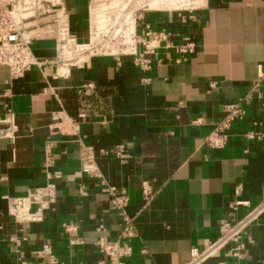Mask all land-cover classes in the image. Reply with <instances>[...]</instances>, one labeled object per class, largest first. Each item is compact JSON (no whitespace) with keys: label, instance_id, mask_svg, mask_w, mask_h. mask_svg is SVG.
I'll return each mask as SVG.
<instances>
[{"label":"crops","instance_id":"0c3cea01","mask_svg":"<svg viewBox=\"0 0 264 264\" xmlns=\"http://www.w3.org/2000/svg\"><path fill=\"white\" fill-rule=\"evenodd\" d=\"M94 1L65 0L80 42L88 40ZM81 2L87 6L85 21L78 12ZM204 5L193 14L145 13L146 24L169 34L148 72L130 58L119 65L103 56L64 76H56L53 63L45 72L33 66L18 79L0 66V120L13 116L18 129L13 138H0V264H51L40 255L44 245L52 246L58 264H97L105 259L99 240L119 239L121 216L111 198L97 179L81 174V143L94 148L109 186L129 196L126 211L137 233L128 241L132 254L125 264H187L193 249L217 239L222 221L262 203L264 0H206ZM185 38L197 50L177 63L176 47ZM32 50L38 60L57 56L53 40L35 41ZM87 82L97 88L91 97L78 91ZM231 104H240L247 115L231 125L227 146L212 148L207 138ZM251 133L260 136L250 138ZM49 145L54 170L61 174L57 203L42 222L18 223L10 207L15 198L46 184ZM120 145L125 147L121 158L115 154ZM144 182L155 193L148 206ZM236 201L250 205L233 212ZM67 223L78 225L84 245L69 244ZM244 242L241 257L226 254L235 247L230 244L205 264H264V216Z\"/></svg>","mask_w":264,"mask_h":264},{"label":"built area","instance_id":"2783aa9c","mask_svg":"<svg viewBox=\"0 0 264 264\" xmlns=\"http://www.w3.org/2000/svg\"><path fill=\"white\" fill-rule=\"evenodd\" d=\"M100 1L102 0L94 2ZM92 4L89 13L88 40L80 42L72 31L71 17L65 0H0V66L9 69L12 79H18L29 72L33 66H38L42 72H45L53 63L59 68V74L56 76H64L70 68H84L92 57L103 56L116 58L119 65L122 64L123 58H130L133 65L140 71H150L152 57L162 43L168 41L169 34L165 31L154 30L149 24H146L144 15L147 12L173 11L151 10L147 4H144V7L136 10H141L140 13L135 11L132 18L129 19L123 16L117 19L108 13L99 26L92 13ZM142 9L144 10L142 11ZM200 9H188L180 14H193ZM139 28H142L141 32H139ZM39 40L55 41L57 56L54 61L38 60L35 57L32 46L35 41ZM196 50L197 44L190 38H185L183 44L176 47L179 54L177 63L187 61L191 55L195 54ZM96 89L95 83L87 82L78 91L83 96L91 97ZM225 110L227 112L225 120L207 138V144L212 148L227 146L228 130L231 125L236 121L243 120L247 115L240 104L228 105ZM67 124L74 128L72 122L67 120ZM17 130L13 116L0 120V138H13ZM249 136L255 138L260 134L251 133ZM80 146L81 174L99 181L102 187L101 192L109 195L112 209L121 216L119 239L111 241L103 238L97 243L99 251L105 256V259L97 264H125V260L132 254V248L128 241L137 233L135 219L130 217L126 211L129 205V196L126 192H118L116 188L109 186L97 164L94 148L82 143ZM124 150L123 145L118 146L115 152L116 156L121 158ZM55 164L53 147L49 145L45 148L44 154L47 182L44 186L29 191L26 196L14 199L10 207V215L16 222H42L45 213L57 203L56 180L61 177V174L54 170ZM241 192L242 189L239 188L236 194L240 195ZM81 194L85 195L83 190H81ZM142 194L145 206L150 205L155 197L150 182L142 184ZM249 205V202L236 201L230 205V208L233 212H237L239 208L249 207ZM263 216L264 200L248 213L233 220L222 221L217 239L209 242L203 249H193L187 264H205L210 259L220 256L230 244H235V247L227 251L226 254L232 257H241L246 248L244 242L246 232ZM63 226L71 246L85 244L78 236L79 228L76 223H67ZM100 230L104 231L105 229L101 226ZM40 255L49 263L58 264L51 245H44Z\"/></svg>","mask_w":264,"mask_h":264},{"label":"bare ground","instance_id":"6f19581e","mask_svg":"<svg viewBox=\"0 0 264 264\" xmlns=\"http://www.w3.org/2000/svg\"><path fill=\"white\" fill-rule=\"evenodd\" d=\"M206 0H102L92 4V13L96 18L97 24L103 23L107 14H112L115 18H132L133 13L147 4L151 10H170L180 13L188 9L203 8Z\"/></svg>","mask_w":264,"mask_h":264},{"label":"rangeland","instance_id":"374dc122","mask_svg":"<svg viewBox=\"0 0 264 264\" xmlns=\"http://www.w3.org/2000/svg\"><path fill=\"white\" fill-rule=\"evenodd\" d=\"M66 1H70V0H66ZM146 1V0H144ZM86 3L85 2H81V4L79 5V8H78V12L80 13V17H82L81 19L85 21L84 18H86ZM144 9H142L143 11ZM141 11V10H140ZM140 11H136L138 14L140 13Z\"/></svg>","mask_w":264,"mask_h":264}]
</instances>
